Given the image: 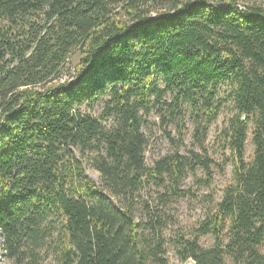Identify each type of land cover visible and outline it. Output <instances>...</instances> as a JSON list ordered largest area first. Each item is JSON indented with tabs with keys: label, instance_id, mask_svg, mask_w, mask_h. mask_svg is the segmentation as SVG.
Listing matches in <instances>:
<instances>
[{
	"label": "trees",
	"instance_id": "trees-1",
	"mask_svg": "<svg viewBox=\"0 0 264 264\" xmlns=\"http://www.w3.org/2000/svg\"><path fill=\"white\" fill-rule=\"evenodd\" d=\"M0 239L11 264H264V0H0Z\"/></svg>",
	"mask_w": 264,
	"mask_h": 264
},
{
	"label": "rangeland",
	"instance_id": "rangeland-1",
	"mask_svg": "<svg viewBox=\"0 0 264 264\" xmlns=\"http://www.w3.org/2000/svg\"><path fill=\"white\" fill-rule=\"evenodd\" d=\"M74 61V60H73ZM72 61V62H73ZM91 113L93 115H98L99 113V109L96 108L94 106L93 109H91ZM223 114L219 116L218 121H217V125L220 126L221 125V120H222ZM188 128L190 129V126L188 125ZM213 129H214V125H211L209 131H208V136H207V143H208V147L210 148V153H212L213 151H217L218 146H216L215 144L213 145ZM191 139L189 137V134L186 133L184 136V142L186 144V146L189 145ZM167 145L165 144V142L160 138V134L157 133V130L155 129V127L152 128V136L150 137V147L149 150L147 152L146 155V160L147 163H150L152 161V158L157 155L159 152H164L165 149H167ZM251 145L249 143H247L246 145V152H245V157L246 159H249L250 154H251ZM218 154H216V158ZM85 174L91 178L94 182L97 183L98 180V175L95 172V170H93L91 167H85ZM230 171H231V163L230 162H226V165L224 166V173H220L217 170H214V179H213V183L210 187V189H213L214 192L217 193V195H220V190L223 187V185L225 183H227L230 180ZM190 181L187 180L186 181V185H189ZM194 186H192V190H194ZM207 191L204 189H199L198 193L202 194V193H206ZM175 211H174V217L177 219L178 223L180 226L182 227H187L189 225H191V223L193 221H195L198 218L202 217L203 214V210L201 209V207L199 206V204L197 203L196 199H192V198H186L183 201L178 202L175 205ZM202 242L205 246L209 247L211 245V239L209 237H203L202 238ZM0 244H1V239H0ZM0 264H11V262H9L5 256L3 251L1 250L0 247ZM184 264H193V262L191 260L187 261Z\"/></svg>",
	"mask_w": 264,
	"mask_h": 264
}]
</instances>
